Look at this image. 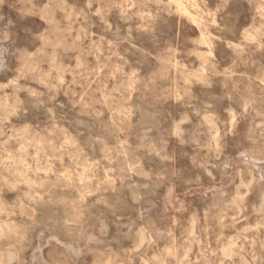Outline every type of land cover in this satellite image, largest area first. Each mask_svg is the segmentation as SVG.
Masks as SVG:
<instances>
[{
  "label": "rangeland",
  "instance_id": "rangeland-1",
  "mask_svg": "<svg viewBox=\"0 0 264 264\" xmlns=\"http://www.w3.org/2000/svg\"><path fill=\"white\" fill-rule=\"evenodd\" d=\"M0 226V264H264V0H0Z\"/></svg>",
  "mask_w": 264,
  "mask_h": 264
},
{
  "label": "bare ground",
  "instance_id": "bare-ground-1",
  "mask_svg": "<svg viewBox=\"0 0 264 264\" xmlns=\"http://www.w3.org/2000/svg\"><path fill=\"white\" fill-rule=\"evenodd\" d=\"M168 1H170V0H168ZM173 2V1H172ZM181 2V1H180ZM174 3V2H173ZM220 7V6H219ZM183 9V8H182ZM186 10V9H185ZM184 10V11H185ZM177 11V10H176ZM181 11V10H180ZM179 11V12H180ZM178 12V13H179ZM187 12V11H186ZM168 13V12H167ZM174 13H175V11H174ZM177 13V12H176ZM175 13V14H176ZM183 13V12H182ZM188 13V12H187ZM170 16V15H169ZM145 22V21H144ZM107 25V24H106ZM108 26V25H107ZM234 35V34H233ZM3 37V36H2ZM4 37H5V34H4ZM221 40V39H220ZM5 41V40H4ZM204 71V70H203ZM202 71V72H203ZM168 114V113H167ZM191 115V114H190ZM116 127V126H115ZM230 132V131H229ZM218 138V137H217ZM131 145V144H130ZM216 148H217V146H216ZM73 155V154H72ZM128 161V160H127ZM126 160H125V163H128ZM74 162V161H73ZM172 172V171H171ZM131 176V175H130ZM131 179V178H130ZM52 185V184H51ZM136 186V185H135ZM137 190V189H136ZM169 191V190H168ZM170 192V191H169ZM167 195V194H166ZM126 197V196H125ZM184 205V204H183ZM173 207H174V204H173ZM140 213V212H139ZM179 213V212H178ZM196 214V213H195ZM162 220H164V219H162ZM165 221V220H164ZM168 221V220H167ZM142 223V222H141ZM137 224V223H136ZM102 225V224H101ZM169 225V224H168ZM129 227V226H128ZM93 228V227H92ZM7 229H9V228H7ZM117 229V228H116ZM119 230H120V228H119ZM174 230H175V228H174ZM102 231V230H101ZM6 232V229L4 228V226H0V234H3V233H5ZM175 232V231H174ZM71 233V232H70ZM77 233V232H76ZM102 234V233H101ZM105 234V233H104ZM78 236V235H77ZM104 236V235H103ZM117 236V235H116ZM104 238V237H103ZM127 241V240H126ZM99 246V245H98ZM123 249V248H122ZM107 250V249H106ZM113 250V249H112ZM109 251V250H108ZM111 251V250H110ZM175 251V250H174ZM100 254V253H99ZM123 255V254H122ZM118 256V255H117ZM116 257V256H115ZM133 257V256H132ZM125 258V257H124ZM119 259H121V258H119ZM118 260V259H117ZM122 260V259H121ZM101 261V260H100Z\"/></svg>",
  "mask_w": 264,
  "mask_h": 264
}]
</instances>
